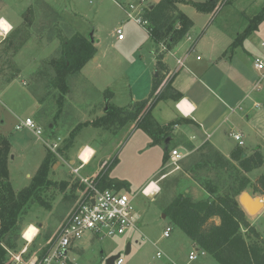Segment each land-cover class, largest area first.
Returning a JSON list of instances; mask_svg holds the SVG:
<instances>
[{"label":"rangeland","instance_id":"obj_1","mask_svg":"<svg viewBox=\"0 0 264 264\" xmlns=\"http://www.w3.org/2000/svg\"><path fill=\"white\" fill-rule=\"evenodd\" d=\"M160 1L0 0V17L13 26L11 32L24 30L28 34V39L15 56L11 53L8 55L21 70L20 75L10 83L0 75V134L11 142L8 169L16 193L30 186L31 179L50 152L31 130L16 129L20 121L26 118L41 120L42 139L61 143L60 156H56L52 162L49 174L54 184L42 193V202L31 201L19 218L17 230L8 235L7 243L3 244L6 264L26 246L29 255L44 251L46 243L58 230L67 204L75 201L77 204L87 184L71 174V167L66 161L72 159L78 167V154L87 145L96 151V156L80 176L85 178L97 174L89 180H94L99 190L110 189L98 185V176L102 171L110 180L119 183L121 187L116 190L134 198L140 231L102 240L87 233L70 247L67 253L69 264H106L107 259L118 254L123 264H219L208 253L196 261H189V255L198 247L172 223L167 216V208L180 196H187L193 201L208 199L209 195L203 187L207 182L224 194L236 188L243 177L250 181L244 193L264 202V188L260 183V178L264 176V79L259 82V92L249 95L243 111H237L241 115V126L236 127L235 131L243 134L244 147H241L245 155L252 157L260 150L263 157L262 165L249 173L234 161L237 170L216 167L206 161L198 169L196 165L203 151L197 150L180 162V169L158 182L160 191L155 183L144 189L151 180L157 181L162 174L174 169L173 166L168 167L169 160L164 162L165 141L153 145L151 137L141 129L129 125L119 132H112L95 123L105 115L107 90L113 93L110 104L127 108L132 101H136L131 96L130 84L132 88L134 84L143 88L141 72L150 67L154 69L153 51L156 46L145 27L132 17L143 19L144 10ZM263 9L264 0L223 1L214 12L206 14L185 5L182 10L194 22V27L182 44L191 47L201 35L211 37L216 29H221L234 36V43L243 46L247 53H254L255 57L264 60V20L259 21ZM253 21L257 27L250 30V26L255 24ZM118 30H121L122 40L118 39ZM78 34L90 40L93 37L97 54L81 71L66 77L68 91L64 92L63 84L59 82V72L49 64L53 60L61 62L62 43ZM10 35L0 36V60L1 55H5L4 60L8 61L4 41ZM243 65L250 94L259 81L260 73L254 70V62L249 55ZM8 67L3 60L0 61V72L3 69L7 71ZM147 96L139 95L137 98L145 99ZM85 123L88 126H83ZM52 124L53 131L50 128ZM175 142L174 139L171 143V151L175 148ZM227 142L229 150L237 145L233 137ZM194 145L197 147L198 143ZM179 151L186 154L181 149ZM90 154L91 150L87 149L82 155L83 159L88 162ZM62 158L66 163L60 168L57 161ZM158 191V195L150 197ZM238 201L240 203V198ZM247 217L264 238V209L257 215L247 213ZM214 222L219 224L220 220L217 218ZM168 227L172 228V232L169 237H164ZM36 228L40 233L37 240L31 242L37 233ZM243 233L246 231L243 230ZM24 234L31 243L24 239ZM128 244L131 251L126 254ZM158 250L166 257L158 259Z\"/></svg>","mask_w":264,"mask_h":264},{"label":"trees","instance_id":"obj_2","mask_svg":"<svg viewBox=\"0 0 264 264\" xmlns=\"http://www.w3.org/2000/svg\"><path fill=\"white\" fill-rule=\"evenodd\" d=\"M223 1L231 2V0H207L205 2L161 0L153 8L145 9L143 17L150 23L145 30L157 49L158 77L154 80L149 97L142 101L132 102L127 108L110 104L113 93L107 90L108 95L105 96L107 108L105 115L95 122L97 126L112 132H119L129 125L133 126L134 129L146 132L151 137L153 145L163 144L168 137H172L173 128L179 122H172L166 126L160 125L152 116V110L160 101L178 96L169 86L160 91L159 89L164 81L163 72L166 71L163 62L165 52L184 40L194 26L193 21L179 9V6L191 5L198 12L212 13ZM262 20H264V9L259 16V21ZM253 22L255 24L252 23L250 30L257 27V23ZM19 31V33L18 31L11 32V35L6 37L5 43L3 42L6 46L4 52L8 61L4 60L5 55H1L0 61L3 60L5 66L10 67L7 68V71H3V69L0 75L7 83L12 82L21 72L13 58L8 57L10 53L15 56L28 39L26 31ZM62 44L61 62L53 60L49 65L55 66L61 76L59 82L63 84L62 89L67 92L66 77L81 71L86 63L96 56L97 49L94 41L80 34L65 40ZM162 45L166 46L164 52H160ZM237 45L239 44L234 43V46ZM83 126H88V124L85 123ZM170 149L169 146L166 150L165 163L169 160ZM206 150L207 153H204ZM201 151H203L201 159L196 165L198 169L202 166V162L206 161L207 164L213 163L216 167L237 170L232 162L234 161L239 163L244 172L249 173L259 168L263 163L260 150L252 157H247L242 147L238 146L233 150L230 158L224 157L212 147L203 146ZM10 156L11 142L8 137L0 134V264L7 263L3 244L7 243V236L17 230L19 218L26 212V207L33 200L42 202V193L54 184L50 181L49 174L52 171V162L56 160V155L48 152L39 171L31 179L30 186L16 193L9 176ZM103 172L98 176V185L119 190L120 184L110 180ZM236 178L238 177L236 176ZM260 183L264 188V176L260 178ZM249 184V179L243 177L236 188H231L232 190L222 194L207 182L203 187L209 195L208 199L193 201L187 196H180L167 208V216L198 248L206 251L219 264H264V238L251 225L245 209L238 201V198L248 189ZM217 218L220 220L219 224L214 222ZM243 230L246 231L245 234Z\"/></svg>","mask_w":264,"mask_h":264},{"label":"crops","instance_id":"obj_3","mask_svg":"<svg viewBox=\"0 0 264 264\" xmlns=\"http://www.w3.org/2000/svg\"><path fill=\"white\" fill-rule=\"evenodd\" d=\"M205 1L207 0L202 2ZM183 7H185V5H180L179 9L184 13L182 10ZM0 20H4L8 23L3 17H0ZM8 25L9 29L5 31L11 32L14 30L12 25L9 23ZM201 37L197 38V41L191 47H186L181 41L175 44L171 50L167 52L168 54H164L163 62L166 71L163 72L164 81L159 91L169 86L178 96H172L166 101H160L152 110V116L163 126L172 122H179L173 128L170 146L175 139L174 149L185 151L188 153L187 157L192 155L194 151H200L201 148L205 146L212 147L224 157L230 158L227 156L229 154L231 156L233 150L239 145L237 143L232 150H229L227 140L230 142L232 134H241L235 131L236 127L241 126V120L239 119L241 115H239L237 111H243V105L250 98L249 95L259 92L260 90V88L257 90L258 84H255L249 94L246 78L247 73L243 65L247 55H249L250 60L254 62L255 54L247 53L246 49L241 45L234 46V36L229 35L221 29H216L211 37H205V35ZM156 50L157 49H154L153 51L154 69L152 70L150 67L141 72L143 88L137 84H134L135 87L132 88V84H130L131 96L134 100L136 99V101L132 102L145 100L151 93L154 80L158 77ZM199 52L200 54L195 55V53ZM179 61L184 62L182 67L179 66ZM140 88H142V91ZM139 95L148 96L142 99L137 98ZM255 106L258 107L259 105ZM35 121L41 126V120L35 119ZM50 128L53 131L54 124L50 125ZM241 135L243 136V134ZM195 143H198L197 147L194 145ZM85 147L95 151L91 146L87 145ZM228 151L230 153H228ZM66 162L68 166L75 164L72 159ZM66 162L64 158H62L57 161V164H59L61 168L62 164ZM164 174H162L157 181L151 180L144 189L151 183H155L160 191L158 182L164 179L162 177ZM95 175L97 174H93L92 176ZM92 176L84 177L91 178ZM113 190L117 191L116 189ZM158 194L159 192H154L150 197ZM75 206L76 201L67 204L66 212L61 218V222L59 226H57V229L60 228ZM41 227L42 225H40L39 228ZM37 237L33 242L37 240ZM193 244L196 246L194 242Z\"/></svg>","mask_w":264,"mask_h":264},{"label":"built area","instance_id":"obj_4","mask_svg":"<svg viewBox=\"0 0 264 264\" xmlns=\"http://www.w3.org/2000/svg\"><path fill=\"white\" fill-rule=\"evenodd\" d=\"M132 18L145 28L150 25L149 21L143 17V14V19L139 16ZM9 33L10 32L4 31V29L0 27V36H7ZM116 34L118 35L119 40L123 39L121 30H118ZM164 51H166V46L162 45L160 47V52ZM183 65L184 62L179 61V66L182 67ZM254 69L261 74L257 83V90H259V82L264 79V60L262 58L255 57ZM23 128L31 130L41 141L44 142L50 152L54 153L56 156H60L59 148L61 143H50L49 141L43 140V128L32 118L21 120L16 126L17 130ZM231 136L237 141L240 147L244 146L243 136L241 134L236 133ZM87 148L88 147H84L78 154L77 158L80 162L78 167H76L75 164L69 165V167H71V174L80 177L81 181L87 184V188L73 211L57 230L56 234L46 243L47 248H44V251L35 255H29L28 246H26L22 252L12 257L9 264H69L67 253L70 247L74 243L81 241L87 233H91L94 238L102 240L109 237L124 236L130 231H140L139 216L137 215L133 204L134 198L110 189L99 190L94 180L90 181L89 178H83L80 176L81 171L89 165L96 155L95 151L91 150L90 160L88 162L85 161L82 158V155ZM187 155L188 153L182 154L177 149L172 150L169 155L168 167L173 166L174 169L168 174L180 169L179 164L187 157ZM168 174H164L162 177L165 178ZM171 232V227L166 228L163 234L164 237H169ZM39 233L40 232L37 229L36 237ZM24 239L27 241L25 237ZM27 242L31 243L29 241ZM206 253V251L198 248L195 252H192L189 255V261H196L200 256H205ZM156 257L162 259L166 256L162 251L158 250ZM116 264H123V259H118ZM171 264L175 263L171 262Z\"/></svg>","mask_w":264,"mask_h":264},{"label":"water","instance_id":"obj_5","mask_svg":"<svg viewBox=\"0 0 264 264\" xmlns=\"http://www.w3.org/2000/svg\"><path fill=\"white\" fill-rule=\"evenodd\" d=\"M212 1V0H211ZM153 8V7H150ZM94 41L93 37L91 39ZM171 142V137H168L165 140L166 150H168ZM240 204L245 209V211L250 215L259 214L262 209H264V202L260 199H254L249 193H243L240 197ZM131 251V245L128 244L126 254H129ZM120 259V254L112 256L106 260V264H116V261Z\"/></svg>","mask_w":264,"mask_h":264},{"label":"bare ground","instance_id":"obj_6","mask_svg":"<svg viewBox=\"0 0 264 264\" xmlns=\"http://www.w3.org/2000/svg\"><path fill=\"white\" fill-rule=\"evenodd\" d=\"M0 27H2V29H4V31L5 30H8L9 29V25H8V23H6L4 20H0ZM8 32V31H7ZM87 149H89V150H92V149H90V148H87ZM86 149V150H87ZM85 150V151H86ZM84 154V153H83ZM90 160V159H89ZM28 229V228H27ZM27 229H26V231H27ZM37 229V228H36ZM36 235H37V233L35 234V237H36ZM24 237H25V234H24ZM34 237V238H35ZM34 240V239H33ZM32 242V241H31Z\"/></svg>","mask_w":264,"mask_h":264}]
</instances>
